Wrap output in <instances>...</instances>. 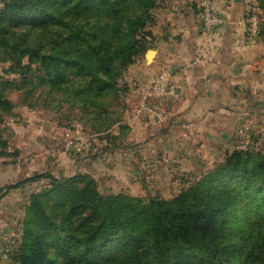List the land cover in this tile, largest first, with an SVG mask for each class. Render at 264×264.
Returning <instances> with one entry per match:
<instances>
[{
	"label": "rangeland",
	"instance_id": "obj_1",
	"mask_svg": "<svg viewBox=\"0 0 264 264\" xmlns=\"http://www.w3.org/2000/svg\"><path fill=\"white\" fill-rule=\"evenodd\" d=\"M167 1L154 0L145 22L149 0H48L61 22L0 21V264H35L36 258L42 264H122L127 246L143 240L149 224L137 219L127 230L129 242L118 237L86 256L84 245H96L106 230L93 235L102 210L79 206L80 197L111 200L113 209L126 207V213L128 206L113 198L141 207L176 205L236 153L246 154L234 163L248 174L264 159V141L225 134L224 121L185 118L177 106L180 93L152 91L161 74L169 79V72L150 70L145 56ZM104 57L110 77L101 70ZM61 177L74 179L54 190L61 183L52 178ZM234 184L217 182L197 193L215 207ZM258 203L209 222L213 241L227 245L226 253L247 254L246 235L264 227V212L254 216ZM37 204L48 222L36 215Z\"/></svg>",
	"mask_w": 264,
	"mask_h": 264
},
{
	"label": "trees",
	"instance_id": "obj_2",
	"mask_svg": "<svg viewBox=\"0 0 264 264\" xmlns=\"http://www.w3.org/2000/svg\"><path fill=\"white\" fill-rule=\"evenodd\" d=\"M47 1L4 0V6L0 9V21L10 19L19 22L26 21L30 22L32 27L61 22L49 10ZM152 6H154V0H149L144 9V22L148 19L149 9ZM26 52L23 50V53ZM109 62L104 57L101 63V70L106 77H110L112 74ZM243 155L246 154L236 153L232 158H229L211 173L212 177L209 182H201L188 193L185 192L181 200H177L179 203L176 205H173L174 202L158 201L149 202L141 207L138 203L130 202L126 198H113V200H119L128 206L130 210L126 213L124 211L126 207L113 209L111 200L98 199L88 195L80 197L79 206L90 208L94 212L102 210L103 219L93 235L98 233L102 227L106 230L105 237L99 240L96 245L87 242L82 253L88 256L106 242L118 237H123L129 242L127 230L132 223L142 218L143 222L149 224L146 235L140 242L131 241L132 245L127 246L130 249L128 255L120 261L122 264H264V227H256L253 230V235H246L242 249H246L248 252L243 257H237L236 254L233 256L234 253L230 251L227 253L224 251L227 245L223 242L215 243L213 241L212 226L209 225L210 221H225L229 214L235 215L239 207L253 209V204L257 200L259 203L255 205L254 216L264 212V159L260 163H256L248 174L247 168L234 163L235 160L242 162L240 158ZM40 177L36 175L27 178L8 186L6 191L21 187ZM73 179V177H61L59 180L52 178V183H61L56 185L54 190L70 186ZM229 180H235V184L228 189L224 196L221 195L217 198L218 204L215 207L204 202L197 193L203 186L210 188L213 183L228 182ZM255 190L259 193L256 192L255 195L248 197ZM3 194L5 193L0 194V199ZM34 209L38 217H41L44 222H48V218L43 214L38 204ZM59 235L63 236L64 240H70L69 233L63 228H60ZM231 247H235V244ZM42 263L43 258H36L35 264Z\"/></svg>",
	"mask_w": 264,
	"mask_h": 264
},
{
	"label": "crops",
	"instance_id": "obj_3",
	"mask_svg": "<svg viewBox=\"0 0 264 264\" xmlns=\"http://www.w3.org/2000/svg\"><path fill=\"white\" fill-rule=\"evenodd\" d=\"M195 3L168 0L162 6L151 33L150 70L169 72V80L180 91L177 106L185 118L224 121L225 134L235 132L243 141L250 136L260 143L264 141V0H214L213 8L227 23L211 36L201 29ZM255 3L261 5L263 22L252 37L245 19Z\"/></svg>",
	"mask_w": 264,
	"mask_h": 264
},
{
	"label": "built area",
	"instance_id": "obj_4",
	"mask_svg": "<svg viewBox=\"0 0 264 264\" xmlns=\"http://www.w3.org/2000/svg\"><path fill=\"white\" fill-rule=\"evenodd\" d=\"M213 1L214 0H196L195 3L201 29L210 36L227 23L225 16L213 8ZM262 22L263 17L259 3H255L252 11L245 19L248 34L252 37H256L260 32ZM152 91L156 92L159 96L169 97H178L180 93L179 89L170 83L166 74H161V76L158 77L153 85Z\"/></svg>",
	"mask_w": 264,
	"mask_h": 264
},
{
	"label": "water",
	"instance_id": "obj_5",
	"mask_svg": "<svg viewBox=\"0 0 264 264\" xmlns=\"http://www.w3.org/2000/svg\"><path fill=\"white\" fill-rule=\"evenodd\" d=\"M153 55H154V50H152V49L147 50V52L145 54L147 60L152 59Z\"/></svg>",
	"mask_w": 264,
	"mask_h": 264
}]
</instances>
